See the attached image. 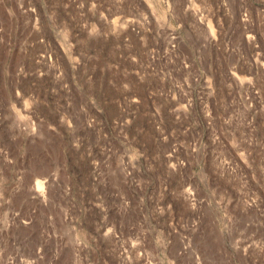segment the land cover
<instances>
[{
	"label": "rangeland",
	"instance_id": "rangeland-1",
	"mask_svg": "<svg viewBox=\"0 0 264 264\" xmlns=\"http://www.w3.org/2000/svg\"><path fill=\"white\" fill-rule=\"evenodd\" d=\"M0 264H264V0H0Z\"/></svg>",
	"mask_w": 264,
	"mask_h": 264
}]
</instances>
